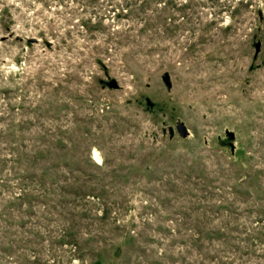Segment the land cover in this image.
<instances>
[{
  "label": "rangeland",
  "instance_id": "rangeland-1",
  "mask_svg": "<svg viewBox=\"0 0 264 264\" xmlns=\"http://www.w3.org/2000/svg\"><path fill=\"white\" fill-rule=\"evenodd\" d=\"M0 264H264V0H0Z\"/></svg>",
  "mask_w": 264,
  "mask_h": 264
},
{
  "label": "water",
  "instance_id": "water-1",
  "mask_svg": "<svg viewBox=\"0 0 264 264\" xmlns=\"http://www.w3.org/2000/svg\"><path fill=\"white\" fill-rule=\"evenodd\" d=\"M255 51L258 50V43L255 44ZM162 80L165 84V86L168 88L169 87V82H168V76L166 74L163 75L162 77ZM108 86L109 87H116V83L114 80H110L109 83H108ZM174 129L176 130L177 134L180 136V137H184L186 134H187V130L185 128V126L183 125L182 122H176L175 123V126H174ZM168 133H172V128L171 127H168L167 129Z\"/></svg>",
  "mask_w": 264,
  "mask_h": 264
},
{
  "label": "trees",
  "instance_id": "trees-1",
  "mask_svg": "<svg viewBox=\"0 0 264 264\" xmlns=\"http://www.w3.org/2000/svg\"><path fill=\"white\" fill-rule=\"evenodd\" d=\"M4 175H5V173H4ZM21 176H23V174ZM44 177H45V175H44Z\"/></svg>",
  "mask_w": 264,
  "mask_h": 264
}]
</instances>
